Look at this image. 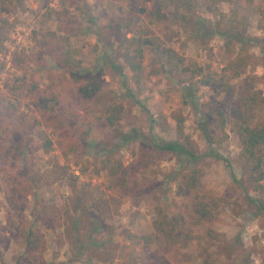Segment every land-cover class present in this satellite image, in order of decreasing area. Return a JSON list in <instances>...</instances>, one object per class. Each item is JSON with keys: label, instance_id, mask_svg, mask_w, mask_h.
Instances as JSON below:
<instances>
[{"label": "rangeland", "instance_id": "1", "mask_svg": "<svg viewBox=\"0 0 264 264\" xmlns=\"http://www.w3.org/2000/svg\"><path fill=\"white\" fill-rule=\"evenodd\" d=\"M157 1L81 0L74 5L14 0L0 14L5 36L0 48V264H205L206 258L219 264H264V193L249 181L232 118L223 142H209L202 129L205 119L213 132L212 111L223 95L164 65L160 52L149 47L143 72L135 77L124 61L126 42L108 26L110 19L121 21L131 7L139 11ZM235 6L250 13V51L260 57L254 37H264L259 27L264 0L219 1L216 8L228 12ZM211 7L210 0H197L193 11L179 9L187 20L169 17L146 35L162 48L221 68L224 39L211 32L218 19ZM76 73L98 77L101 89L94 99L80 97ZM248 73L264 76V64ZM51 81L61 93L58 114L66 125L46 131L52 147L45 149L38 93L51 91ZM257 87L264 93L263 80ZM117 103L126 108L123 133L136 137L128 142L113 138L106 120V108ZM174 113L185 120L182 135ZM172 140L195 157L157 146ZM143 151L152 155L148 166L140 160ZM106 155L129 166L134 177L129 190L113 186L105 171H93ZM87 162L92 166L83 172ZM193 168L203 173L198 191L222 199L214 220L200 226L204 238L181 246L154 237L147 244L158 203L180 212L186 228L199 227L194 224V197L178 191L177 177ZM79 196L93 214H78ZM98 223L100 231L92 232ZM30 227L41 239L26 249L22 234Z\"/></svg>", "mask_w": 264, "mask_h": 264}, {"label": "trees", "instance_id": "2", "mask_svg": "<svg viewBox=\"0 0 264 264\" xmlns=\"http://www.w3.org/2000/svg\"><path fill=\"white\" fill-rule=\"evenodd\" d=\"M13 1L0 0V14ZM61 1H69L70 4L75 5L77 1L81 0ZM219 1H234L238 4L240 1L253 3L254 0H210L213 6L211 7L213 8L212 10H216L218 14L215 30L211 32L224 39L223 56L226 61L221 68L211 64L202 65L173 49L162 48L154 39L146 35V31L151 27L163 25L168 21L169 17L187 20V13H179V9L191 12L195 9L197 0H158L151 7H141L139 11L135 7H131L129 13L121 21L114 18L110 19L108 26L121 36L123 42H126L124 61L134 72L135 77L139 78L143 72L145 49L149 47L155 52H160V57L164 58V65L169 64L171 68H175L183 75L198 79L202 86L212 89L218 95H223V99L217 103L212 111L214 116L213 132L207 128L205 119L202 121V129L209 142H223L229 136L226 131V125L229 116H231L234 129L239 135L241 142V159L248 166L249 181L254 188L262 190L264 193V93L257 87L259 80L264 82V76L259 77L248 73L250 68L260 63L264 64V37H254V40L261 46V55L257 57L250 51L253 39L247 34L249 11L245 12L240 7L235 6L228 12H224L216 8ZM2 24L4 23L0 22V48L5 41ZM259 27L264 29V22H259ZM129 33L131 34L130 36H128ZM2 67L3 63L0 61V68ZM75 75L80 83L78 88L80 97L86 101L94 99L101 89L98 77L91 73L86 75L76 73ZM234 80H240V83L234 82ZM53 85L54 82L51 81L49 84L51 91L48 93H38L39 114L41 115L39 122L45 127L41 132L45 149L52 147V140L49 139L46 131L50 129L55 131L64 130L66 125L65 120L58 114L61 93L54 90ZM125 116L126 108L121 103L111 104L106 108V120L113 128L112 136L113 138L121 137L122 142H128L136 138L122 131L121 122L125 119ZM209 116L210 113H208L207 117ZM174 117L177 119V132L182 135L185 120L177 113H174ZM22 123L23 120L19 122V124ZM35 125L36 123H32V126ZM157 146L162 150L178 153L186 152L195 157L192 152H188L184 145L175 140L158 143ZM73 148L76 149L77 147ZM151 156V153L143 151L140 160L144 162L145 166H148ZM91 166L92 163L87 162L82 171H87ZM93 171L96 174L105 171L113 179V186L125 190H129L130 183L134 179L129 166L111 155H106L100 162L96 163L93 166ZM177 179L179 193L192 194L195 199L194 224L199 227L195 229L186 228L185 219L180 212L172 213L166 205L158 203L155 207V216L152 221L153 232L145 236L147 244H150L154 237L156 239L162 237L169 244L181 246H186L192 241L201 240L204 236L200 226L205 221L214 220L216 216L215 207L219 205V200L222 199L215 196L206 198L198 191V187L203 180V173L200 169L193 168L182 171ZM72 183L75 186L76 179H73ZM74 192L79 193L76 190ZM75 200V210L78 214L83 217L93 214V211H89L84 207L86 202L83 196H79ZM74 222L78 225L79 221L75 219ZM100 229L101 224L98 223V225L91 228V231L98 232ZM208 235L214 237L215 233L213 230H209ZM22 236L26 249L35 248L41 239L37 229L32 227L27 228ZM159 264L169 263L161 262ZM205 264L219 263L206 258Z\"/></svg>", "mask_w": 264, "mask_h": 264}]
</instances>
